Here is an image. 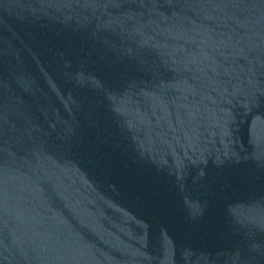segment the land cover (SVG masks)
Wrapping results in <instances>:
<instances>
[{
  "label": "water",
  "instance_id": "water-1",
  "mask_svg": "<svg viewBox=\"0 0 264 264\" xmlns=\"http://www.w3.org/2000/svg\"><path fill=\"white\" fill-rule=\"evenodd\" d=\"M0 264H264V0H0Z\"/></svg>",
  "mask_w": 264,
  "mask_h": 264
}]
</instances>
